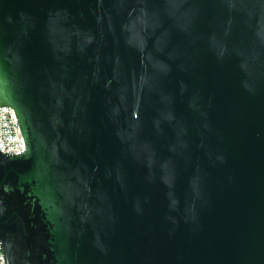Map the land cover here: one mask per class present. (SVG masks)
Instances as JSON below:
<instances>
[{
    "label": "water",
    "instance_id": "obj_1",
    "mask_svg": "<svg viewBox=\"0 0 264 264\" xmlns=\"http://www.w3.org/2000/svg\"><path fill=\"white\" fill-rule=\"evenodd\" d=\"M5 264H264V0H0Z\"/></svg>",
    "mask_w": 264,
    "mask_h": 264
},
{
    "label": "built area",
    "instance_id": "obj_2",
    "mask_svg": "<svg viewBox=\"0 0 264 264\" xmlns=\"http://www.w3.org/2000/svg\"><path fill=\"white\" fill-rule=\"evenodd\" d=\"M25 144L17 123L14 110L0 107V153L4 155H21ZM0 264H5L0 247Z\"/></svg>",
    "mask_w": 264,
    "mask_h": 264
}]
</instances>
